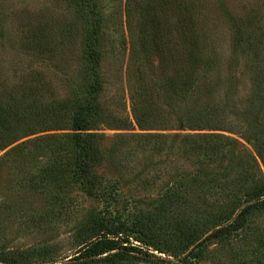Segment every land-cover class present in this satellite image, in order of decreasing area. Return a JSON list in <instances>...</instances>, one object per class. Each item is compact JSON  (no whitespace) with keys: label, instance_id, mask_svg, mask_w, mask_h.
I'll use <instances>...</instances> for the list:
<instances>
[{"label":"rangeland","instance_id":"rangeland-1","mask_svg":"<svg viewBox=\"0 0 264 264\" xmlns=\"http://www.w3.org/2000/svg\"><path fill=\"white\" fill-rule=\"evenodd\" d=\"M93 1L102 19L103 91L98 103L110 119L132 123L130 127L120 122L99 124L94 132L109 138L105 148L120 142L125 148L135 149L139 142L124 138L164 133L225 135L253 151L237 133L245 135L248 129L244 121L256 116L252 98L254 80L264 74V0H182L183 4L181 0ZM149 2L167 28L162 21L158 26L150 24L143 36L139 29L145 11L142 7ZM130 7L132 27L128 21ZM81 15L82 10L72 0H0V71L8 81L6 97L20 99L32 90L30 100L47 110L75 95L88 98L85 50L96 17L88 23ZM237 26L243 28L245 42L234 54ZM149 40L154 44L166 40L173 45L181 66L195 49L190 46L192 40L201 51L192 52L193 57L215 62L204 74L210 82L214 80L215 86L211 90L205 83V94L191 99L168 98L163 87L170 78H179L181 72L168 73L158 65L148 67L140 50L142 42ZM233 54L240 63L234 62ZM157 92L162 94L160 100L150 97ZM225 97L228 100L223 102ZM215 102L221 103L220 107L213 106ZM261 106L259 119L264 120V102ZM208 113L211 117L204 127L210 126V130L189 129L190 120L208 117ZM135 116L151 128L140 130ZM52 118L55 116L40 118L39 122L48 124L46 121L52 122ZM181 119L184 130L179 128ZM61 129L28 139L70 133L68 126ZM49 156L50 151L35 150L24 158V164L8 158L0 167V257L6 259L0 264L24 261V254H32L29 259L33 262L34 257L33 264L67 262L85 243L83 229L91 216L125 229L131 245L142 251L133 254L138 259L102 264H264V210L250 212L244 225L231 235L209 239L226 224L219 214L234 208L229 199L193 203L192 210L198 214L184 216L171 212L175 206L161 197L162 184L146 191V185L129 174L119 182L123 196L118 201L94 200L77 185L63 192L52 184L45 172ZM141 156L135 160L130 157V168L142 167L147 156ZM168 180L169 176L164 184ZM35 184L43 186L32 190ZM165 207L168 212L161 213ZM176 207L184 210L189 205ZM196 234L199 240L190 244ZM146 239L163 253L148 247L143 242Z\"/></svg>","mask_w":264,"mask_h":264},{"label":"trees","instance_id":"trees-1","mask_svg":"<svg viewBox=\"0 0 264 264\" xmlns=\"http://www.w3.org/2000/svg\"><path fill=\"white\" fill-rule=\"evenodd\" d=\"M72 2L82 10L81 16L88 23H93V18L96 17L94 31L90 34L85 50L86 73L84 77L87 83L88 98L75 95L68 100L56 103L55 109L47 110L30 100L29 96H33L32 90L24 92L20 99L12 95V97H6L8 81L0 71V167L8 158L24 164V158L33 151L47 150V152L50 151V156L49 163H46V175L50 178V182L63 192L77 185L91 199L114 203L123 196L119 182H122L124 175L130 174L138 183L146 185L144 186L146 191H148L146 188H155L162 184L161 197L170 206H175L171 212L184 216H191L192 213L198 214L197 211L192 210L193 203H207L220 197L229 199L235 206L230 211L220 212L219 216L226 221V224L209 235V239L231 235L244 225L250 212L264 210V173L261 167V165L264 167V120L259 119L261 104L264 102V74H260L254 80L252 105L256 116L253 120L244 121L248 129L245 135L237 133L240 138L251 145L253 151L248 150L238 139L225 135L164 133H141L124 138L126 141L137 140L139 145L135 149L125 148L126 146L120 142H113L111 146L105 148L104 143L109 141V138L94 132L98 130L99 124L120 122L122 126L130 127L132 123L121 119H110L109 114L98 103V97L103 91L100 75L102 19L95 11V1L72 0ZM131 8L128 11L130 27H132V22L130 23L129 20L132 13ZM142 8L145 11L141 13L142 21L139 29L144 36L153 23L158 26L161 21L163 23L164 21L161 20L150 2ZM234 31L233 49L236 54L243 49L245 40L243 28L237 26ZM190 46L195 49L187 54L181 66L174 55V46L166 40H162L160 44H154L150 40L142 42L140 52L144 54L148 67L158 65L168 73L170 71L181 72L179 78H170L167 85L163 87V92L170 99L179 97L191 99L196 95L205 94L207 87L212 90L215 86L214 80L210 82L209 78L204 75L211 70L210 66H215V62L206 61L196 55L198 59L195 60L192 52L200 53L201 51L192 40H190ZM234 54V62L240 63ZM143 78V76L140 77V79ZM156 96L160 100L162 94L157 92L156 95L152 94L150 97L156 98ZM227 96L230 94L228 93ZM226 100H228L227 97L223 102ZM219 102H215L213 106L220 107ZM23 104L27 107H23ZM31 105L35 107L26 111ZM49 116H55L52 122L46 121L48 124H45L44 120L39 122L40 118L46 119ZM141 117L135 116V122L140 130L147 131L151 127L144 125ZM210 117L211 114L208 113V117H202L197 121L190 120L192 125L189 129L210 130V126L204 127L205 124H209ZM180 122L179 128L184 130L183 119ZM201 123L203 125H199ZM65 126H68L70 133L49 134L28 139L43 132L62 130L61 128ZM139 156L142 159L147 156L142 167L130 168L131 158L135 160ZM185 165H188L190 170H187ZM181 169L183 171L180 172ZM167 176L169 180L164 184ZM42 186L35 184L31 189H41ZM179 205H189V207L180 210L176 207ZM168 210L165 207L161 213L168 212ZM83 232L86 234L85 243L74 257L61 264H102L103 262L128 261L138 259L133 254L142 252L131 245L125 229L108 225L97 217L89 218ZM190 240V244H194L199 238L196 234ZM143 242L148 247H153L154 250L163 253L162 249L151 240L146 239ZM30 257L32 254H24V261L8 262L9 264H33L35 259L33 257L32 262ZM0 261L4 262L6 259L0 257Z\"/></svg>","mask_w":264,"mask_h":264}]
</instances>
